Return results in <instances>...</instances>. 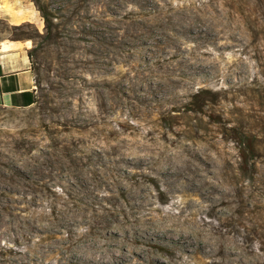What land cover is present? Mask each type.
Masks as SVG:
<instances>
[{
  "label": "rangeland",
  "instance_id": "rangeland-1",
  "mask_svg": "<svg viewBox=\"0 0 264 264\" xmlns=\"http://www.w3.org/2000/svg\"><path fill=\"white\" fill-rule=\"evenodd\" d=\"M77 7L0 106V264H264V0Z\"/></svg>",
  "mask_w": 264,
  "mask_h": 264
},
{
  "label": "crops",
  "instance_id": "crops-1",
  "mask_svg": "<svg viewBox=\"0 0 264 264\" xmlns=\"http://www.w3.org/2000/svg\"><path fill=\"white\" fill-rule=\"evenodd\" d=\"M10 8V7H9ZM0 3V14L8 15L13 24L24 20H34L42 24L37 10L23 17L24 11H13ZM30 40L0 41V106L5 108H27L34 104L37 98L35 74L31 66L29 50Z\"/></svg>",
  "mask_w": 264,
  "mask_h": 264
},
{
  "label": "trees",
  "instance_id": "trees-1",
  "mask_svg": "<svg viewBox=\"0 0 264 264\" xmlns=\"http://www.w3.org/2000/svg\"><path fill=\"white\" fill-rule=\"evenodd\" d=\"M64 5L56 7L55 0H32L36 10L39 12L41 19L43 20L44 26L43 31H39L38 28L29 21H24L19 24H10L5 19L0 17V41L4 39L9 40H31L33 45L29 50V55L31 59V66L35 74L36 87L40 84V68L42 64L41 61L35 62L34 58L40 54V52H46L49 50L51 45L59 44L60 26L61 23L55 21L56 18H70L71 16L79 15L80 10L78 3L83 0H62ZM74 1L77 5H75ZM72 3V4H70ZM74 6V9H70ZM59 8L65 11V13L60 14ZM69 12L70 14H68ZM87 13L83 17H87ZM7 32V36H2L3 33ZM38 102V97L35 99L34 104Z\"/></svg>",
  "mask_w": 264,
  "mask_h": 264
}]
</instances>
